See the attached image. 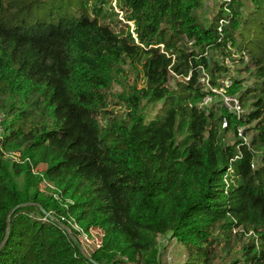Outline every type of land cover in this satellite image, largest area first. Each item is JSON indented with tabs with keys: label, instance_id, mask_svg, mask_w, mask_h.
<instances>
[{
	"label": "trees",
	"instance_id": "16d2710c",
	"mask_svg": "<svg viewBox=\"0 0 264 264\" xmlns=\"http://www.w3.org/2000/svg\"><path fill=\"white\" fill-rule=\"evenodd\" d=\"M244 3L223 0L205 22L204 0H117L120 12L111 0H0L1 146L24 160L0 150V264H161L160 235L188 249L181 264H211L216 232L235 228L255 236L227 264H264V52L248 48ZM227 58L254 86L224 85ZM127 63L144 80L120 95L132 119L104 124ZM222 87L248 112L230 110ZM143 100L162 104L151 119L134 115ZM51 211L103 229L101 248L85 255Z\"/></svg>",
	"mask_w": 264,
	"mask_h": 264
},
{
	"label": "rangeland",
	"instance_id": "374dc122",
	"mask_svg": "<svg viewBox=\"0 0 264 264\" xmlns=\"http://www.w3.org/2000/svg\"><path fill=\"white\" fill-rule=\"evenodd\" d=\"M112 5L116 8L118 12L120 9L116 7L117 0H111ZM223 0H204V6L200 9L199 13L203 21H211L216 12L220 8V3ZM243 15L242 20H245V29L246 36L250 40L248 48L255 54L260 55L264 52V3L263 7L256 10L255 3L252 0H245L244 7L242 9ZM254 11V12H253ZM253 12V13H252ZM121 20H125L123 14L119 15ZM131 26L134 24L131 22ZM239 57V56H238ZM246 60V58H245ZM227 64L230 67V72L228 76H235L245 79V86H254V77L251 76V72L248 71H239L238 68H244V66L234 64L229 58H227ZM241 66V67H240ZM253 68V64L250 65ZM123 72L118 76L114 81L112 89L108 93V106L105 108L107 111H104V114L101 115L102 121L104 124L108 122V118L115 114H128L130 119H132V112L129 108L123 103H121V94L124 90H128L134 82H138L139 87H142L144 84L143 73L134 67L131 63L123 65ZM227 80V79H226ZM172 79L170 84H174ZM220 97L214 98V101H219ZM223 100V98H222ZM148 100H143L141 107L134 111L135 114H139L142 111H145L148 115V119L153 118V116L158 112L161 107V103L150 104L147 103ZM11 117L8 116V112L1 109L0 110V135L4 136L5 127L10 122ZM252 131L250 130V134ZM249 139V136H247ZM1 143V139H0ZM9 158V157H8ZM39 169L43 170L46 168V165H39ZM21 181V179H19ZM41 189L52 193V187L49 183L43 182L41 184ZM55 212V211H53ZM54 214V213H53ZM100 232V231H97ZM94 232V233H97ZM241 233H243L241 235ZM95 235V234H94ZM97 236V235H96ZM255 236V233L249 232L244 233L242 228H235L232 232L225 234L220 231L216 232L217 240L214 245V254L211 264H227L228 261L233 257L243 258V246L246 242L249 241L251 237ZM97 238L89 239L85 244L86 254L92 252V248L98 240ZM159 250H160V262L161 264H181L188 258V249L182 243L178 242L176 238L171 237V235H160L159 236Z\"/></svg>",
	"mask_w": 264,
	"mask_h": 264
},
{
	"label": "built area",
	"instance_id": "2783aa9c",
	"mask_svg": "<svg viewBox=\"0 0 264 264\" xmlns=\"http://www.w3.org/2000/svg\"><path fill=\"white\" fill-rule=\"evenodd\" d=\"M242 55L244 56V58H246V61H248V59H249L248 55L245 52H243ZM209 79H210L209 74L206 73V72H203L201 81L203 83H205L206 86L208 87V88L206 87V89L210 88ZM222 82L224 83L225 86H230L232 84V79L228 76V77H225L224 79H222ZM213 91H216V92L222 94L224 92V87H222L220 89L214 88ZM212 100H213L212 95H207L204 98V101H203L202 104H204V105L210 104L212 102ZM223 101H224L225 105L230 110L235 112L239 117L243 116L244 113L248 112V109L242 107L241 102H240V100H239V98L237 96L223 95ZM224 124L226 125V123H224ZM239 132L242 135L243 134V129L241 128L239 130ZM4 136H5V134H4ZM4 136L0 135L1 141L3 140ZM0 150H2L5 153V155L7 157H9L14 162L22 163L24 161V160L21 159V152L20 151L10 150V151H6L5 152L3 150V148H2V146H1V143H0ZM33 171L37 173V172L41 171V169H39V167H33ZM50 186L52 188H55L52 184H50ZM54 196H55V198L57 200L60 201V203H62L67 208H68L69 203H72L71 200H68V201L63 203V198H62L60 193H56L55 192ZM43 218L44 219L51 218L52 220L57 221L58 225L65 231V233L79 244V246L81 247L82 252L85 255L90 256L91 253L95 249L101 248V246H102L103 237L105 235L104 230L101 229V228H94V227H91L88 230H86L78 222V220L73 215H71L70 213H68L66 215V214H57L56 212L51 211V212H48L46 214V216L43 217ZM97 231H100V232H97ZM94 232H97V233H94ZM96 235L99 236L100 239L98 240L96 245H94V247L91 249L92 252L88 251V254H86L85 251H87V249L85 248V244L84 243H87L88 241H90L89 240L90 238L91 239H93L95 237L97 238Z\"/></svg>",
	"mask_w": 264,
	"mask_h": 264
}]
</instances>
